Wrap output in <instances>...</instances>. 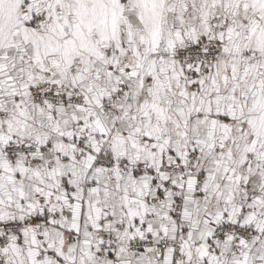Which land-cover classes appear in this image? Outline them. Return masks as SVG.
<instances>
[{
	"label": "snow or ice",
	"instance_id": "1",
	"mask_svg": "<svg viewBox=\"0 0 264 264\" xmlns=\"http://www.w3.org/2000/svg\"><path fill=\"white\" fill-rule=\"evenodd\" d=\"M0 264H264V0H0Z\"/></svg>",
	"mask_w": 264,
	"mask_h": 264
}]
</instances>
